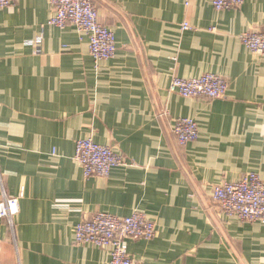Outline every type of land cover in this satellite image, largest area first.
Listing matches in <instances>:
<instances>
[{"label":"crops","instance_id":"1","mask_svg":"<svg viewBox=\"0 0 264 264\" xmlns=\"http://www.w3.org/2000/svg\"><path fill=\"white\" fill-rule=\"evenodd\" d=\"M93 2L115 34L110 61L95 62L76 26L48 25L49 0L0 8V201L2 186L20 198L14 235L0 218V264H109L108 249L75 244L76 226L136 211L157 226L153 241L127 240L139 264H264V224L212 198L248 173L264 180V56L241 40L264 31V0L220 12L210 0ZM205 74L228 80L225 98L170 93L174 76ZM179 118L198 123L196 142L179 144ZM86 138L128 164L86 179L74 159Z\"/></svg>","mask_w":264,"mask_h":264},{"label":"built area","instance_id":"2","mask_svg":"<svg viewBox=\"0 0 264 264\" xmlns=\"http://www.w3.org/2000/svg\"><path fill=\"white\" fill-rule=\"evenodd\" d=\"M18 0H0V8L13 7ZM216 11H225L242 6L246 0H210ZM53 15L48 25L65 29L74 25L89 39L90 54L96 63L115 58L117 47L115 34L100 20L99 10L93 0H49ZM184 23L183 30H190ZM243 45L252 53L264 56V31H249L241 36ZM37 53L42 42H35ZM229 89L228 80L220 75L205 74L183 79L174 76L170 93L183 98L223 99ZM173 132L181 146L196 142L199 138L198 123L192 118H179ZM75 161L81 166L84 177H109L112 170L128 164L126 158L112 147L96 143L92 138L80 139L75 146ZM2 182V180H1ZM0 218L6 219L11 232L15 233V217L20 211V198L9 197L2 186ZM212 198L221 214L236 218L243 223L264 224V180L254 172L244 175L239 181L221 183L212 188ZM157 226L141 212L128 217H119L98 212L82 221L75 228V244L93 245L108 249L109 264H139L129 254L128 239L153 241Z\"/></svg>","mask_w":264,"mask_h":264}]
</instances>
